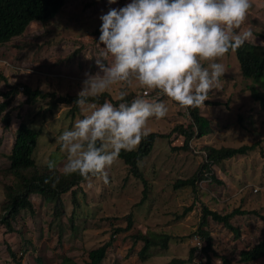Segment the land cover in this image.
Here are the masks:
<instances>
[{"label": "rangeland", "instance_id": "rangeland-1", "mask_svg": "<svg viewBox=\"0 0 264 264\" xmlns=\"http://www.w3.org/2000/svg\"><path fill=\"white\" fill-rule=\"evenodd\" d=\"M130 2L117 0L110 5L108 0H66L59 15L48 24L32 22L22 36L0 45V72L5 79L0 78V91L7 92L22 83L57 96L77 95L84 74L99 71L95 63L103 47L98 45L96 34L102 23L99 17L109 8H121ZM251 2L243 27H251L253 32L254 39L249 43L264 45V0ZM219 62L224 64L225 74L220 88L209 93L208 100L217 104L201 108L202 114L211 120L212 130L206 137L192 142L189 151L174 150L184 144V138L176 134L156 141L153 152L140 164L149 186L148 198L142 204L143 182L118 158L108 169L107 185L95 178L91 188L81 182L75 188L76 202L68 192L62 196L63 206L32 195L34 213L23 211L16 217L12 222L15 232H7L0 223V264H17L8 251L9 246L21 257L22 264H60L64 258L84 264L89 261L91 250L111 243L112 238L114 242L103 264H167L174 259L186 261L184 264H223V257L231 264H246L241 261V252L264 240V110L252 91L254 88L264 96V78L256 82L244 77L235 52ZM144 91L131 89L129 95L143 96ZM108 94L113 101L118 100L116 90ZM146 98L168 107L164 119H150V133H170L178 125L189 124L187 110L167 97L149 93ZM25 99L22 93L14 97L9 106L11 122H16L18 128L24 120L40 132L33 154L37 170L48 172V162L55 161V172L62 174L67 154L61 151L59 136L88 113L80 110L73 117L70 107L60 105L49 114L46 101L29 106ZM4 100L0 96V103ZM15 138L16 132L0 124V221L9 202L8 188L18 189L22 182L10 169L9 155ZM255 143L259 146L247 156L214 165L211 173L201 170L207 159L205 147L236 148ZM19 172L30 177L36 169ZM197 172L205 178L197 179L195 187L173 188L175 181L190 179ZM211 175L221 183L214 182ZM203 205L223 214L237 208L258 214L247 213L231 219L239 237L209 218L202 229L210 234L213 244L212 250L205 253L207 242L198 233ZM130 215L131 230L116 234V229L127 227ZM137 234L171 235L173 239L167 249L153 247L142 259L139 252L144 243H134ZM192 250L194 255L190 260ZM247 264H264V258Z\"/></svg>", "mask_w": 264, "mask_h": 264}, {"label": "clouds", "instance_id": "clouds-1", "mask_svg": "<svg viewBox=\"0 0 264 264\" xmlns=\"http://www.w3.org/2000/svg\"><path fill=\"white\" fill-rule=\"evenodd\" d=\"M251 7V0H131L102 14L98 45L103 47L95 58L99 71L84 74L74 102L88 114L59 136L61 151L67 154L62 174H78L89 188L94 178L107 185L108 169L120 153L134 151L150 134V119L168 114L165 103L146 98L149 93L185 110L205 107L225 74L219 61L254 39L251 27H243ZM136 88L145 90L144 95L126 101ZM113 90L118 106L98 104L99 97ZM9 106L0 114V124L17 135L25 121L17 128ZM47 167L55 171L57 164L49 161ZM59 179L55 177L53 187Z\"/></svg>", "mask_w": 264, "mask_h": 264}, {"label": "trees", "instance_id": "trees-1", "mask_svg": "<svg viewBox=\"0 0 264 264\" xmlns=\"http://www.w3.org/2000/svg\"><path fill=\"white\" fill-rule=\"evenodd\" d=\"M66 0H0V45H4L16 37L22 36L29 25L38 21L41 24H48L54 18H56L65 6ZM98 39L100 37V31H97ZM236 57L240 65L241 73L244 77L254 79L259 82L264 78V45H256L246 42L236 52ZM0 78L4 79L3 73L0 72ZM253 96L256 101L260 103L261 108L264 110V96L261 95L256 89H252ZM22 93L26 99L24 103L29 106L36 105L39 101H46L48 106V113L51 114L53 110L57 109L60 105H66L70 107V112L73 117L79 113L80 108L74 104L77 99V95H66L57 96L54 92H45L42 89L32 85L19 83L18 86H12V88L3 92L0 91V96L5 99L4 103H0V114L6 111L7 106L12 103L14 97ZM210 96V95H209ZM134 95L126 97V101L130 102ZM107 99L114 105L118 106L119 100L113 101L108 93H105L98 98V104H103ZM216 105L211 101H205V105ZM190 116V122L187 126L178 125L170 133H150L147 137L143 138L138 146L132 152L122 151L119 159L123 160L128 166H130V173L143 182V198L140 204H142L148 198V182L144 178L140 164L150 156L153 152L156 141L159 138L167 139L172 137L173 134L184 138V144L181 147H174V150H191V143L197 139H201L209 135L211 128V120L204 116L199 109H188ZM9 115L4 117L6 123L9 122ZM40 137V132L31 128L27 123L22 122L16 135L13 152L9 155L11 162L10 169L17 174L18 177L22 178V182L18 189L8 188L7 198L8 203L4 206L5 215L1 219L0 223L5 225L7 232H15L13 227V220L20 216L23 211L34 213L33 203L30 199L32 195H38L44 198L45 201H52L58 206H63L62 196L71 192L76 202L75 197L76 187H79L81 182H84L78 174H72L70 176H64L55 171L40 173L36 168V161L34 160L33 154L37 147V143ZM259 143L252 145H242L240 147H221L216 148L214 146L205 147L206 162L201 166L203 173L212 172V166H220L223 162L233 159L238 156H247L249 153L255 151ZM34 168L36 172L27 177L20 174L19 171L23 169L28 170ZM59 176V182H55V177ZM204 179V176L199 175L197 172L190 179L182 180L179 179L173 184L175 190L184 189L186 187H195L197 179ZM210 178L214 179V182L221 183L219 179H216L214 175ZM47 181V182H46ZM191 210L186 208L184 213H188ZM202 222L200 224V230L198 233L203 236L206 240L207 245L203 249L205 253L212 250L213 241L210 234L203 230L202 227L206 226L208 219L212 218L218 223H222L225 227L235 232L236 237H239V230L231 224V219L238 215H245L247 213L258 214L256 211H244L240 208L235 209L231 213H219L209 209L206 205L202 206ZM128 224L126 228L116 229L117 233L127 232L131 230L133 221L131 215L128 218ZM73 229H75L73 224ZM173 239L171 235H134V243L142 241L144 243L143 248L139 252V256L145 259L147 254L153 247H160L161 249H167L170 241ZM114 242V239L110 241ZM111 243H106L104 246H100L97 249H93L89 252V261L84 264H103L105 260L107 250L112 246ZM8 251L12 259L17 264L21 263V257L18 258L17 254L8 247ZM194 250L191 251V259L193 258ZM241 261L243 263H253L264 258V240L254 245L252 248L243 250L240 254ZM223 264H231V262L223 257ZM41 262V260H39ZM186 261L180 259H174L167 264H184ZM209 263V262H208ZM207 263V264H208ZM60 264H79L71 258H64Z\"/></svg>", "mask_w": 264, "mask_h": 264}, {"label": "built area", "instance_id": "built-area-1", "mask_svg": "<svg viewBox=\"0 0 264 264\" xmlns=\"http://www.w3.org/2000/svg\"><path fill=\"white\" fill-rule=\"evenodd\" d=\"M199 246H200V244H199Z\"/></svg>", "mask_w": 264, "mask_h": 264}]
</instances>
